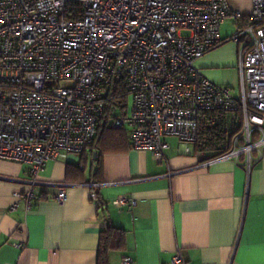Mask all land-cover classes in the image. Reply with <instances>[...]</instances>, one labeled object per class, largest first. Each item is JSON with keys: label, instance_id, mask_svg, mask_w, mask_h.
<instances>
[{"label": "built area", "instance_id": "built-area-1", "mask_svg": "<svg viewBox=\"0 0 264 264\" xmlns=\"http://www.w3.org/2000/svg\"><path fill=\"white\" fill-rule=\"evenodd\" d=\"M227 18L239 29L223 39ZM242 19L225 0H0V160L28 166L27 208L45 164L84 152L105 120L158 162L177 137L201 164L249 173L264 146V0ZM226 42L239 46L237 96L195 65ZM202 124L230 134V150L197 148ZM171 264H187L179 249Z\"/></svg>", "mask_w": 264, "mask_h": 264}, {"label": "crops", "instance_id": "crops-1", "mask_svg": "<svg viewBox=\"0 0 264 264\" xmlns=\"http://www.w3.org/2000/svg\"><path fill=\"white\" fill-rule=\"evenodd\" d=\"M225 2L244 24L252 0ZM238 50L226 42L195 63L236 96ZM166 142L158 162L132 146L127 129L107 131L98 147L45 164L29 209L21 198L30 188L28 166L0 160V264H97L108 226L122 236L108 264L125 256L133 264H171L178 249L187 264H264V146L247 173L232 161L201 164L177 137ZM59 185L62 203L53 198ZM123 196L134 205L113 204Z\"/></svg>", "mask_w": 264, "mask_h": 264}, {"label": "trees", "instance_id": "trees-1", "mask_svg": "<svg viewBox=\"0 0 264 264\" xmlns=\"http://www.w3.org/2000/svg\"><path fill=\"white\" fill-rule=\"evenodd\" d=\"M111 130L112 128L110 129L107 127V121L105 120V125H99L96 138L90 147H98V143H100L104 134ZM199 147L206 153L209 151L214 152V154L209 155V158L219 156L230 150L231 135L219 128H209L206 124H202L198 133L197 148ZM121 243V231L111 226L106 227L100 233V246L98 249L97 264H108V252L110 250L118 249Z\"/></svg>", "mask_w": 264, "mask_h": 264}, {"label": "rangeland", "instance_id": "rangeland-1", "mask_svg": "<svg viewBox=\"0 0 264 264\" xmlns=\"http://www.w3.org/2000/svg\"><path fill=\"white\" fill-rule=\"evenodd\" d=\"M238 29L236 23L231 18H227L226 22L220 29V34L224 37H230L232 34L236 33Z\"/></svg>", "mask_w": 264, "mask_h": 264}]
</instances>
